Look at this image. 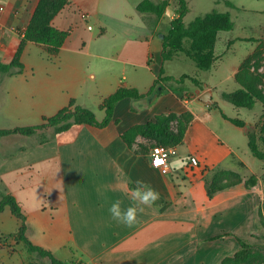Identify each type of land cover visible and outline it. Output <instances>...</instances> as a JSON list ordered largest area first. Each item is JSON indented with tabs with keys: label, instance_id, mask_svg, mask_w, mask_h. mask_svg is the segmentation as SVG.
Masks as SVG:
<instances>
[{
	"label": "crops",
	"instance_id": "0c3cea01",
	"mask_svg": "<svg viewBox=\"0 0 264 264\" xmlns=\"http://www.w3.org/2000/svg\"><path fill=\"white\" fill-rule=\"evenodd\" d=\"M38 1L0 0L1 62L12 60ZM68 1L52 20L55 28L69 31L59 53L51 56L43 45L29 42L21 57L22 72L0 73V129L41 125L71 101L94 113L99 109L102 117L95 114L102 121L100 104L120 86L146 95L161 69L163 76L184 75L166 71L162 57L160 35L178 17L176 0H169L161 18L139 12L143 0ZM185 1L189 12L191 5ZM93 20L99 24L96 34ZM221 33L213 68L195 70L202 89L186 80L183 90L163 87L152 102L157 89L142 99H123L102 128L81 125L57 133L47 127L31 136L1 139L0 200L11 195L20 204L34 245L64 264H220L241 249L240 240L248 239L257 226L255 190L241 183L209 198L205 179L217 168L246 179V125L225 119L221 105L227 101L223 93L240 88L236 74L255 48L214 83L212 72L238 40H228L226 50L218 53ZM230 79L238 88L218 90L217 85ZM206 92L210 100L202 98ZM186 113L190 120L177 144L165 146L138 134L128 145L123 138L132 127L157 117ZM179 124L178 119L170 122L172 133H178ZM154 146L177 150L170 159V174L151 165ZM243 146L247 148L241 151ZM190 157L197 159V166L190 164ZM136 180L157 190L160 199L151 207L142 206L138 222L126 227L113 220L108 209L116 199L123 201L122 208L135 203L130 190ZM20 225L8 207L0 212V264H25L15 246L22 243L9 237Z\"/></svg>",
	"mask_w": 264,
	"mask_h": 264
},
{
	"label": "trees",
	"instance_id": "16d2710c",
	"mask_svg": "<svg viewBox=\"0 0 264 264\" xmlns=\"http://www.w3.org/2000/svg\"><path fill=\"white\" fill-rule=\"evenodd\" d=\"M68 0H39L32 18L25 30L19 46L9 63L0 61V73L14 75L20 74L24 68L21 57L25 46L29 42L43 45L47 53L55 56L59 53L62 45L69 36V31L59 30L52 25L54 17L68 4ZM231 6L230 3H227ZM169 6V0L153 1L143 0L137 10L143 14H151L157 18H161ZM176 12L178 17L174 19L170 28L165 33L163 42V62H171L184 56L189 59L195 66L197 72L209 71L215 65L218 57L216 55V42L220 32H229L233 29L234 23L229 12H218L212 10L202 16L195 17L190 23H184V17L188 12L185 0H176ZM256 54V55H255ZM258 59L261 56L259 51L254 52L246 59L236 74V81L240 88L234 92L223 93L224 98L236 107L253 109L257 102L263 105V113L260 124L256 127L255 133H250L249 149L252 155L264 161V93L257 86V80L254 75L247 77L241 74L242 69L253 56ZM163 69L155 79L154 85L148 94H141L135 88L120 86L114 93L106 97L99 108L105 112L102 121H98L96 114L88 108L80 107L71 101L69 105L60 110L54 116L44 118L43 124L38 126L16 127L14 129H0V141L3 137L10 134H22L31 136L39 130H45L47 127L52 128L55 132L60 133L69 130L73 126L91 125L97 127H106L111 122L114 110L118 102L123 99H142L151 95L158 87H167L170 90H183L182 87L186 80L191 81L199 86L198 76L183 75L180 78L163 76ZM201 89V85L199 86ZM222 116L228 119L238 127H244L245 122L239 119L228 118L224 113ZM178 119V133H172L170 130V122ZM190 120L188 113L177 116L169 114L167 116L157 117L155 121H149L144 125L132 127L124 133L123 138L132 144V138L135 135H142L154 140L165 146H170L180 142L184 136V130ZM44 135L41 140L44 141ZM248 180H244L238 173L230 170L215 169L210 177L205 179V187L209 198L221 191L238 184L244 183L247 188H251L247 184ZM9 208L14 216L20 221L19 229L9 235L15 241L23 244L25 249L30 253H36L40 258L47 259L50 264H64L54 257V255L42 247L34 245L27 237L26 216L22 207L11 195H4L0 200V212L5 208ZM241 249L233 256L223 259L220 264H244L248 257L246 249L249 245L240 240Z\"/></svg>",
	"mask_w": 264,
	"mask_h": 264
},
{
	"label": "rangeland",
	"instance_id": "374dc122",
	"mask_svg": "<svg viewBox=\"0 0 264 264\" xmlns=\"http://www.w3.org/2000/svg\"><path fill=\"white\" fill-rule=\"evenodd\" d=\"M191 10L185 17V22H191L195 17L202 16L212 10L218 12H229L234 23V29L231 32L220 34L218 41V53L224 52L225 46L230 39H236V44L231 47L232 51L227 52L223 63L219 62L216 70L212 72L211 81L217 83L224 75L231 71V64L243 60L247 54L254 50L259 51L261 56L257 59L256 54L246 63L241 74L250 77L254 75L257 80V86L264 93V0H188ZM227 3H230L229 6ZM164 22H167V18ZM94 25V33L99 32V24L96 21L91 22ZM246 38V39H245ZM158 39V37H157ZM258 42V44H256ZM179 59V58H178ZM176 59V60H178ZM180 62L171 61L165 64V70L176 75L195 76L194 64L184 56H180ZM218 90H235L238 84L230 79L217 85ZM98 117H102L99 109H94ZM221 111L231 117L242 119L245 122L248 134L255 133L256 127L259 126L263 105L257 102L253 109L236 107L229 101L223 102ZM42 131V130H39ZM43 132V136H44ZM247 146L240 147L245 150ZM260 148H264L260 144ZM246 159V165H243V172L247 174L245 180L247 184L255 190L258 196L257 208V226L254 233L244 240L249 247L245 250L248 260L244 264H264V161L254 157L249 151ZM16 246V249L25 262V264H50L47 259L40 258L36 253L28 252L23 244Z\"/></svg>",
	"mask_w": 264,
	"mask_h": 264
},
{
	"label": "clouds",
	"instance_id": "9594fccd",
	"mask_svg": "<svg viewBox=\"0 0 264 264\" xmlns=\"http://www.w3.org/2000/svg\"><path fill=\"white\" fill-rule=\"evenodd\" d=\"M187 160V157L184 158ZM179 166H183L179 161ZM130 198L135 202L122 208L120 199L114 200L109 206V213L113 220L126 227H132L138 222V214L144 211L142 206H153L160 199V193L142 180L135 181V187L130 190Z\"/></svg>",
	"mask_w": 264,
	"mask_h": 264
},
{
	"label": "built area",
	"instance_id": "2783aa9c",
	"mask_svg": "<svg viewBox=\"0 0 264 264\" xmlns=\"http://www.w3.org/2000/svg\"><path fill=\"white\" fill-rule=\"evenodd\" d=\"M0 10H3V8L1 7ZM176 153L177 150L173 147L154 146L150 154L151 165L159 168L164 174H170L172 171L170 159L172 156L176 155ZM189 161L192 166L198 165L195 157H190ZM75 264L83 263L77 262Z\"/></svg>",
	"mask_w": 264,
	"mask_h": 264
},
{
	"label": "water",
	"instance_id": "95a60500",
	"mask_svg": "<svg viewBox=\"0 0 264 264\" xmlns=\"http://www.w3.org/2000/svg\"><path fill=\"white\" fill-rule=\"evenodd\" d=\"M161 39L164 38V35H160ZM163 89V87H158L157 90L152 94V96L150 97V101L152 102L153 100H155L158 96V93ZM202 98L204 100H210V94L209 92H206Z\"/></svg>",
	"mask_w": 264,
	"mask_h": 264
}]
</instances>
